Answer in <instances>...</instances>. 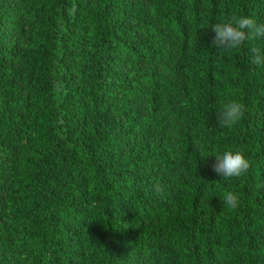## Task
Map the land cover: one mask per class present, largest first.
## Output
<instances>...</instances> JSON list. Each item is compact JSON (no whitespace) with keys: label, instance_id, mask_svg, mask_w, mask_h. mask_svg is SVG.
I'll return each instance as SVG.
<instances>
[{"label":"trees","instance_id":"obj_1","mask_svg":"<svg viewBox=\"0 0 264 264\" xmlns=\"http://www.w3.org/2000/svg\"><path fill=\"white\" fill-rule=\"evenodd\" d=\"M240 15L264 0H0V264H264V40L210 43Z\"/></svg>","mask_w":264,"mask_h":264},{"label":"clouds","instance_id":"obj_2","mask_svg":"<svg viewBox=\"0 0 264 264\" xmlns=\"http://www.w3.org/2000/svg\"><path fill=\"white\" fill-rule=\"evenodd\" d=\"M211 47L220 50H234L241 48L249 40H264V23H258L256 19L246 15L234 16L227 21H221L211 26ZM251 63L257 67H264V50L252 47ZM62 84L54 83V91L59 92ZM246 112L243 102L232 100L224 103L217 112V123L221 128H233L240 123ZM203 151V145L198 146ZM250 161L239 149L225 150L215 156L212 170L223 180H231L241 177L249 171ZM155 193L162 194L163 188L155 185ZM222 204L230 209L239 206V195L232 191H226L223 195Z\"/></svg>","mask_w":264,"mask_h":264}]
</instances>
